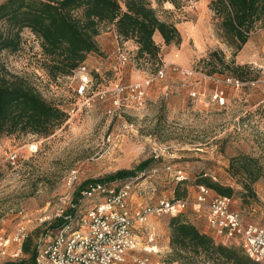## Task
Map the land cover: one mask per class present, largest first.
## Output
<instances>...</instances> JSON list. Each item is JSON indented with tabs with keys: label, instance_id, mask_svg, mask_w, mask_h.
Listing matches in <instances>:
<instances>
[{
	"label": "rangeland",
	"instance_id": "1",
	"mask_svg": "<svg viewBox=\"0 0 264 264\" xmlns=\"http://www.w3.org/2000/svg\"><path fill=\"white\" fill-rule=\"evenodd\" d=\"M149 1L162 21L179 29L180 46L160 44L159 59L144 63L137 59V46L132 41L121 44L114 35H106L105 41L100 37L103 51L92 56L93 64H87L100 76L94 82H103V86L97 88L93 82L84 97L100 90L108 91L107 97L96 95L90 106L69 117L48 137L0 139V264H33L25 242L30 251L37 250L40 239L52 236L61 220L59 209H68L88 182L121 184L130 178H108L122 170L136 171L146 161L150 165L135 176H142L146 196L135 203L154 204L176 197L179 182L166 170L171 166L187 178L178 189L186 192L180 199L194 203L198 180L206 176L235 190L232 209L246 224L264 225V176L246 190L230 171L231 160L240 155L258 159L264 168V72L259 69L264 60V20L236 52L223 37L221 19L210 9L214 0ZM117 47L129 56L124 67L116 61ZM48 63L41 44L28 29L22 32L17 53H0V68L25 78L48 101L64 109L81 106L83 99L73 94L67 80H49ZM158 66L166 68L165 78L146 87L143 105L125 93L123 106L115 108L112 90L116 84L144 82L155 76ZM188 70L196 74L184 75ZM229 77L251 83L235 88L225 82ZM216 91L224 92V105L212 100ZM11 153L17 155L14 165L8 160ZM71 172H77L78 180L70 186ZM151 185L154 191L148 189ZM181 214L189 219L195 212L190 206ZM172 217H153L149 223V230L157 236V251L148 256L153 263L168 264L171 251L165 241ZM140 237L134 255L144 257L145 237Z\"/></svg>",
	"mask_w": 264,
	"mask_h": 264
},
{
	"label": "trees",
	"instance_id": "2",
	"mask_svg": "<svg viewBox=\"0 0 264 264\" xmlns=\"http://www.w3.org/2000/svg\"><path fill=\"white\" fill-rule=\"evenodd\" d=\"M210 9L221 19L223 37L236 52L242 50L256 25L264 20V0H214ZM25 29L41 44L49 62L47 77L55 82L70 76L90 54H100L97 37L111 29L121 44L132 41L137 46V59L144 63L159 59L162 47L156 41L157 34L165 46H180L183 40L176 25L162 21L149 0H5L0 3V53H17ZM161 68L158 66L155 74ZM99 77L93 73L94 80ZM94 84L97 88L103 86V82ZM68 120L66 109L48 101L25 78L0 68V139L15 135L48 137ZM149 165V161L143 162L136 171L122 170L108 179L134 178L137 171L143 172ZM230 171L240 178L246 190H251L264 176L259 160L246 155L234 157ZM184 183H178L173 198L186 197V192L178 191ZM198 186H205L218 196L231 198L235 194L231 186L206 176H201ZM61 224L59 220L54 227ZM168 228L171 251L168 264H260L249 258L242 247L216 242L182 214L173 216ZM25 251L31 253L34 264L36 248L30 251L25 242Z\"/></svg>",
	"mask_w": 264,
	"mask_h": 264
},
{
	"label": "built area",
	"instance_id": "3",
	"mask_svg": "<svg viewBox=\"0 0 264 264\" xmlns=\"http://www.w3.org/2000/svg\"><path fill=\"white\" fill-rule=\"evenodd\" d=\"M116 39L119 40L118 37ZM115 58L120 66L124 67L129 63V56L121 47H117ZM165 69L162 67L154 77L144 82L128 86L116 84L112 90L115 108L123 106L125 93L136 100L138 105H143L146 99V87L154 80H163ZM259 69L264 72V60ZM93 73L87 62H84L70 76L62 78L70 83L73 94L83 99L81 106L75 104L66 109L70 118L83 107L90 106L96 95L101 99L107 97L106 90L84 97L89 85H93ZM183 74L193 76L196 73L188 70L183 71ZM210 79L221 81L217 77ZM225 82L235 88L251 83H243L233 78H226ZM164 94L166 98L169 97L167 89ZM191 94L193 97L197 96L196 92ZM212 100L224 105V92L216 91L212 95ZM16 158V153L8 156L9 162L13 165L16 164ZM166 170L174 174L177 182L187 179L181 170L175 171L171 166ZM141 177L130 178L129 181L121 184L100 180L88 182L80 190L76 201L69 204L68 209H59L57 217L62 220V224L56 227L52 236H47L48 239H40L34 264L45 262L48 264H160L153 263L148 257L157 251L155 243L157 236L155 232L149 230V223L153 217L177 216L188 210L190 206L197 213L205 210L207 223L214 230L218 243L240 246L249 258L264 264V225L246 224L240 213L232 209L230 197L212 194L209 188L198 186L194 203L186 199L164 198L154 204L151 202L136 204V199H143L146 196ZM77 180V172H71L68 184L71 186ZM148 189L154 191L152 185ZM140 236L145 237L142 248L146 253L144 257L134 255L139 246Z\"/></svg>",
	"mask_w": 264,
	"mask_h": 264
},
{
	"label": "crops",
	"instance_id": "4",
	"mask_svg": "<svg viewBox=\"0 0 264 264\" xmlns=\"http://www.w3.org/2000/svg\"><path fill=\"white\" fill-rule=\"evenodd\" d=\"M106 35H114L115 38L117 37L116 32L113 29L108 30L103 35L98 36L97 37V43H98L100 52L103 51V49H102L103 47H102V43L99 40V38L103 37L102 41H105L107 39V37H105ZM156 41H157V43L161 44V38H160V36L158 34L156 35ZM97 54H99V53L90 54L88 56V59H87L86 62L89 63L90 65L93 64L92 60L94 59V57H92V56L93 55H97ZM98 57H100V56H98ZM101 61L103 62L104 60H101ZM194 212H195V214L190 216L189 220L191 222H193L199 228V230H201L203 233H206V234L212 236L215 239V241L218 242L217 239H216V235H215L214 230L209 226V224L206 221L205 210H203V215H199L202 212L201 213H197L195 210H194ZM168 230H169V228H168ZM165 244H166V248H169V231H168V235H167V239L165 241Z\"/></svg>",
	"mask_w": 264,
	"mask_h": 264
}]
</instances>
